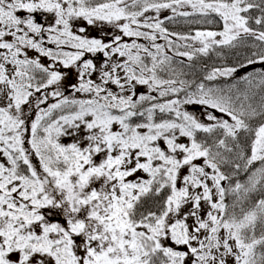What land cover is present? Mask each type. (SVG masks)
<instances>
[{
    "label": "snow or ice",
    "instance_id": "snow-or-ice-1",
    "mask_svg": "<svg viewBox=\"0 0 264 264\" xmlns=\"http://www.w3.org/2000/svg\"><path fill=\"white\" fill-rule=\"evenodd\" d=\"M0 264H264V0H0Z\"/></svg>",
    "mask_w": 264,
    "mask_h": 264
}]
</instances>
